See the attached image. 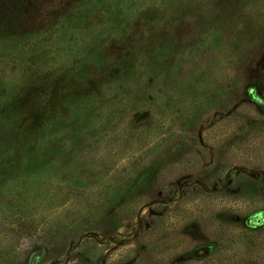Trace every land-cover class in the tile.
Masks as SVG:
<instances>
[{"label":"rangeland","instance_id":"1","mask_svg":"<svg viewBox=\"0 0 264 264\" xmlns=\"http://www.w3.org/2000/svg\"><path fill=\"white\" fill-rule=\"evenodd\" d=\"M264 220V0H0V264H209Z\"/></svg>","mask_w":264,"mask_h":264},{"label":"trees","instance_id":"2","mask_svg":"<svg viewBox=\"0 0 264 264\" xmlns=\"http://www.w3.org/2000/svg\"><path fill=\"white\" fill-rule=\"evenodd\" d=\"M209 264H264V220L210 245Z\"/></svg>","mask_w":264,"mask_h":264}]
</instances>
